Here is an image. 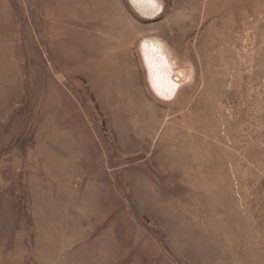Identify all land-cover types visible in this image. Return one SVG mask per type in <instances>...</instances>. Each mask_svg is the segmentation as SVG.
I'll return each instance as SVG.
<instances>
[{
  "label": "rangeland",
  "instance_id": "rangeland-1",
  "mask_svg": "<svg viewBox=\"0 0 264 264\" xmlns=\"http://www.w3.org/2000/svg\"><path fill=\"white\" fill-rule=\"evenodd\" d=\"M0 264H264V0H0Z\"/></svg>",
  "mask_w": 264,
  "mask_h": 264
},
{
  "label": "bare ground",
  "instance_id": "bare-ground-1",
  "mask_svg": "<svg viewBox=\"0 0 264 264\" xmlns=\"http://www.w3.org/2000/svg\"><path fill=\"white\" fill-rule=\"evenodd\" d=\"M146 45H151V44H147L146 43ZM157 52H159V53L155 54L157 56L147 54V57H148V60H149L148 63L150 65H152L151 66L152 69L154 67L155 74L163 72L162 70H160L161 68L158 67V64L160 65V63H166L168 61V57H167V55L164 52H162L160 50H157ZM156 71H158V72H156ZM183 76H184V73L182 75L176 74V75H173V76H170L168 74L167 77H165L163 80L161 78L158 80V81H160V80L162 81V83L160 82L158 86L159 87L160 86H164L165 89L173 91L180 84V79Z\"/></svg>",
  "mask_w": 264,
  "mask_h": 264
},
{
  "label": "water",
  "instance_id": "water-1",
  "mask_svg": "<svg viewBox=\"0 0 264 264\" xmlns=\"http://www.w3.org/2000/svg\"><path fill=\"white\" fill-rule=\"evenodd\" d=\"M178 74H179V75H182V74H183V72H182L181 70H179V71H178Z\"/></svg>",
  "mask_w": 264,
  "mask_h": 264
}]
</instances>
